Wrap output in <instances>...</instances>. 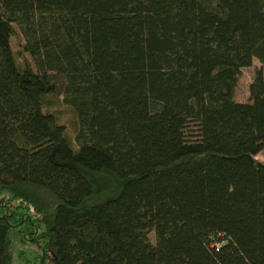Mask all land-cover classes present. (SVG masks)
Wrapping results in <instances>:
<instances>
[{"label": "trees", "instance_id": "16d2710c", "mask_svg": "<svg viewBox=\"0 0 264 264\" xmlns=\"http://www.w3.org/2000/svg\"><path fill=\"white\" fill-rule=\"evenodd\" d=\"M256 59L264 0H0V264H264Z\"/></svg>", "mask_w": 264, "mask_h": 264}, {"label": "rangeland", "instance_id": "374dc122", "mask_svg": "<svg viewBox=\"0 0 264 264\" xmlns=\"http://www.w3.org/2000/svg\"><path fill=\"white\" fill-rule=\"evenodd\" d=\"M23 44V40L21 38H13L12 39V47L13 50H17ZM264 70L262 64L256 59L254 60V65L251 68H246L243 70L242 76L240 78L239 86L236 93V101L240 103H247L250 101V85L252 84L256 73L258 70ZM63 122V121H62ZM68 122V119L65 120V123ZM258 159L264 162V153L258 156ZM150 239L153 243H155L156 237L155 233L150 234ZM14 264H21L17 259Z\"/></svg>", "mask_w": 264, "mask_h": 264}]
</instances>
